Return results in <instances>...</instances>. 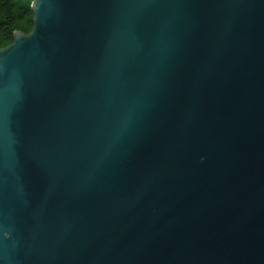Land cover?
Returning <instances> with one entry per match:
<instances>
[{
    "label": "water",
    "instance_id": "obj_1",
    "mask_svg": "<svg viewBox=\"0 0 264 264\" xmlns=\"http://www.w3.org/2000/svg\"><path fill=\"white\" fill-rule=\"evenodd\" d=\"M0 48V264H264V0H32Z\"/></svg>",
    "mask_w": 264,
    "mask_h": 264
},
{
    "label": "trees",
    "instance_id": "obj_2",
    "mask_svg": "<svg viewBox=\"0 0 264 264\" xmlns=\"http://www.w3.org/2000/svg\"><path fill=\"white\" fill-rule=\"evenodd\" d=\"M31 2L32 0H0V48L12 43L14 31H31Z\"/></svg>",
    "mask_w": 264,
    "mask_h": 264
}]
</instances>
